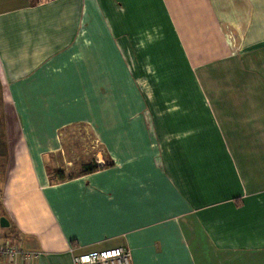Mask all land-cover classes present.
I'll return each instance as SVG.
<instances>
[{
	"label": "crops",
	"instance_id": "crops-1",
	"mask_svg": "<svg viewBox=\"0 0 264 264\" xmlns=\"http://www.w3.org/2000/svg\"><path fill=\"white\" fill-rule=\"evenodd\" d=\"M0 198L17 264H264V0H0Z\"/></svg>",
	"mask_w": 264,
	"mask_h": 264
},
{
	"label": "rangeland",
	"instance_id": "rangeland-1",
	"mask_svg": "<svg viewBox=\"0 0 264 264\" xmlns=\"http://www.w3.org/2000/svg\"><path fill=\"white\" fill-rule=\"evenodd\" d=\"M61 139L62 150L52 155L48 160V171L51 173L52 180L55 179V173L58 171H62L67 177H72L77 174L82 164L86 165L94 161H99L98 164L107 163V155L93 140L86 127L81 125L70 127L62 132ZM7 206L6 201L0 198V219L3 218ZM1 239H6L12 244L14 241L19 243L13 236L1 237L0 235Z\"/></svg>",
	"mask_w": 264,
	"mask_h": 264
},
{
	"label": "built area",
	"instance_id": "built-area-1",
	"mask_svg": "<svg viewBox=\"0 0 264 264\" xmlns=\"http://www.w3.org/2000/svg\"><path fill=\"white\" fill-rule=\"evenodd\" d=\"M70 252H73V248H70ZM26 259H29V255L20 245L6 239L0 240V264H17ZM72 264H131V253L127 248L118 247L86 255H72Z\"/></svg>",
	"mask_w": 264,
	"mask_h": 264
},
{
	"label": "trees",
	"instance_id": "trees-1",
	"mask_svg": "<svg viewBox=\"0 0 264 264\" xmlns=\"http://www.w3.org/2000/svg\"><path fill=\"white\" fill-rule=\"evenodd\" d=\"M106 164L107 163L98 164L97 161L91 162V163L86 164V165L82 164L79 167L77 174L73 175L72 177H67L62 171H58L57 173H55V179L54 180L51 179V176H50L51 173L48 171V164H47V176L50 179V183L52 185L59 184V183H62V182L68 181V180H72L74 178H78V177H81L84 175L92 174V173H94L100 169L105 168L107 166Z\"/></svg>",
	"mask_w": 264,
	"mask_h": 264
},
{
	"label": "water",
	"instance_id": "water-1",
	"mask_svg": "<svg viewBox=\"0 0 264 264\" xmlns=\"http://www.w3.org/2000/svg\"><path fill=\"white\" fill-rule=\"evenodd\" d=\"M8 226H9L8 222L4 218H1L0 219V227L1 228H7Z\"/></svg>",
	"mask_w": 264,
	"mask_h": 264
}]
</instances>
